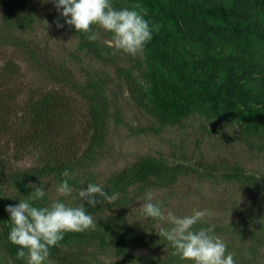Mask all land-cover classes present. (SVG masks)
Returning <instances> with one entry per match:
<instances>
[{
    "label": "rangeland",
    "instance_id": "1",
    "mask_svg": "<svg viewBox=\"0 0 264 264\" xmlns=\"http://www.w3.org/2000/svg\"><path fill=\"white\" fill-rule=\"evenodd\" d=\"M22 1L20 15L25 17L30 11L35 22L28 31L15 33L14 39L26 41L46 67L69 71L77 83L96 77L111 83L107 89L110 116L103 129L105 139L92 147L91 131L81 116L83 107L75 94L62 95L71 111H59L54 121L38 118L34 123L39 107L29 108L30 91L36 93L32 97L35 100L53 86L13 45L0 46V204L15 205L40 184L46 196L35 201L37 205L53 199L73 206L80 204L77 192L90 182L101 184L108 195L119 193L111 202L100 197L101 205L89 213L97 227L65 233L62 254H50L45 264H185L157 235L158 223L141 216L142 204L149 195L153 202L163 201L165 210L176 215L191 214L193 208L207 209L206 222L198 223L197 228L214 225V234L224 240L236 264H264V190L252 192L258 180L264 183V131L252 132L236 122L197 115L174 126L159 125L135 105L127 81L120 80L115 71L123 68L136 80L143 50L129 55L110 48L106 44L110 34L93 25L98 33L93 42L107 58L99 62L81 47L79 33L64 24L50 0ZM121 2V8L133 6L126 0ZM140 7L146 11L145 6ZM57 22L63 27H57ZM107 53L114 58L112 61ZM48 157L68 163L74 173L69 181L73 186L70 197L60 196L56 191L60 179L44 172L29 173L27 179L21 178L24 186H15L17 174L42 168ZM145 159L168 172L161 179L147 181L133 179L130 174L116 183L119 174ZM112 229L116 244L125 247L123 255L115 251L116 244L109 246L97 239ZM0 264H26V257L16 258L1 224Z\"/></svg>",
    "mask_w": 264,
    "mask_h": 264
},
{
    "label": "trees",
    "instance_id": "2",
    "mask_svg": "<svg viewBox=\"0 0 264 264\" xmlns=\"http://www.w3.org/2000/svg\"><path fill=\"white\" fill-rule=\"evenodd\" d=\"M126 1L146 7L145 19L151 22L153 35L143 49V60L138 61L136 80L132 72L123 68L115 71L120 80L127 81L130 98L149 119L159 125L174 126L197 115L236 122L252 132L264 131V0ZM112 3L117 9L122 7L121 0H112ZM0 4V46L13 45L24 59L41 70V77L53 86L35 100L32 97L36 93L33 89L30 91L29 108L39 107L34 113V123L38 118L54 121L59 111H71L69 101L62 98L69 92L75 94L82 104L81 116L91 131L90 146L101 145L105 139L103 129L110 116L107 89L111 83L98 77L77 83L76 78L64 68L46 67L26 41L14 39L15 33L28 31L35 22L30 11L25 17L20 15L23 1L1 0ZM78 33L81 47L104 63L107 58L95 43L89 41L86 34ZM107 55L111 61L114 59L110 53ZM54 85L60 88L56 89ZM142 85L149 90L142 89L146 88ZM38 99L37 103L41 105L34 103ZM64 169H69L68 163L48 157L42 168H31L26 174H17L14 183L17 188L24 186L25 181L21 178L27 179L29 173L44 172L61 179ZM166 172L167 169L159 164L140 160L132 170L119 174L116 183L123 182L130 174L133 179L147 181L161 179ZM259 189L264 190L261 180L257 181L252 192ZM99 205L101 202L95 207L86 205L85 208L88 213H94ZM6 206L0 204V224L5 236L10 227ZM113 231H104L97 239L102 244H116ZM65 239L52 247L50 254H62ZM116 245L115 251L123 255L125 247L119 242ZM11 246L16 252L17 246Z\"/></svg>",
    "mask_w": 264,
    "mask_h": 264
},
{
    "label": "clouds",
    "instance_id": "3",
    "mask_svg": "<svg viewBox=\"0 0 264 264\" xmlns=\"http://www.w3.org/2000/svg\"><path fill=\"white\" fill-rule=\"evenodd\" d=\"M64 18V24L71 25L76 32L86 34L89 41L98 39L93 25L110 36L108 47L136 55L151 41L153 26L145 19L146 11L139 4L131 8L113 7L112 0H50ZM57 27H63L57 22ZM56 191L60 196L70 197L73 186L69 183L74 173L64 169ZM46 196L43 185H34L28 198L18 199L15 205H7L10 227L7 240L17 246L16 258L26 264H45L50 249L58 246L67 232H83L97 227L96 220L86 211L87 205L95 207L100 197L111 202L119 193L108 195L99 183H87L77 192L82 203L75 206L62 199H53L47 204L37 205ZM208 210L193 208L191 214L176 215L165 210L163 201L153 202L149 195L142 204L141 216L158 223L157 235L166 240L172 254L185 264H236L234 256L227 251L224 240L214 234V225L196 227L206 222Z\"/></svg>",
    "mask_w": 264,
    "mask_h": 264
}]
</instances>
